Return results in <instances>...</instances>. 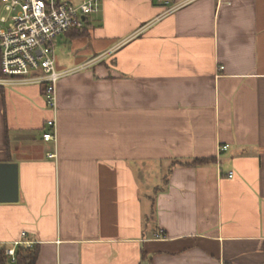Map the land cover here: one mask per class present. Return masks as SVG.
I'll use <instances>...</instances> for the list:
<instances>
[{"label": "crops", "instance_id": "obj_1", "mask_svg": "<svg viewBox=\"0 0 264 264\" xmlns=\"http://www.w3.org/2000/svg\"><path fill=\"white\" fill-rule=\"evenodd\" d=\"M55 57L56 112L41 85L0 87L19 192L0 247L38 245L36 264H264V0H103Z\"/></svg>", "mask_w": 264, "mask_h": 264}, {"label": "built area", "instance_id": "obj_2", "mask_svg": "<svg viewBox=\"0 0 264 264\" xmlns=\"http://www.w3.org/2000/svg\"><path fill=\"white\" fill-rule=\"evenodd\" d=\"M102 1L82 0L74 5L70 0H0V87L41 85L48 107L56 112L57 84L64 75L56 70L59 38L85 29L87 17L100 11ZM47 127L44 141L56 144V119L49 120ZM232 177L233 173L229 175ZM22 244L17 242L5 250L11 264H16V249Z\"/></svg>", "mask_w": 264, "mask_h": 264}, {"label": "water", "instance_id": "obj_3", "mask_svg": "<svg viewBox=\"0 0 264 264\" xmlns=\"http://www.w3.org/2000/svg\"><path fill=\"white\" fill-rule=\"evenodd\" d=\"M18 166L14 163L0 164V203H17Z\"/></svg>", "mask_w": 264, "mask_h": 264}, {"label": "trees", "instance_id": "obj_4", "mask_svg": "<svg viewBox=\"0 0 264 264\" xmlns=\"http://www.w3.org/2000/svg\"><path fill=\"white\" fill-rule=\"evenodd\" d=\"M76 31V30H75ZM82 31V30H80ZM76 31V32H80ZM211 159H195L191 166H198L203 164H208ZM170 173L166 176V181L169 178ZM5 248L0 247V264H11L10 258L5 253ZM39 246L33 245L31 247L20 245L16 249V264H36L39 258Z\"/></svg>", "mask_w": 264, "mask_h": 264}, {"label": "rangeland", "instance_id": "obj_5", "mask_svg": "<svg viewBox=\"0 0 264 264\" xmlns=\"http://www.w3.org/2000/svg\"><path fill=\"white\" fill-rule=\"evenodd\" d=\"M74 5L81 4L82 0H70Z\"/></svg>", "mask_w": 264, "mask_h": 264}]
</instances>
